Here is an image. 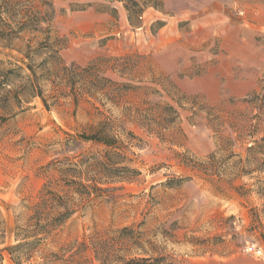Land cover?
I'll use <instances>...</instances> for the list:
<instances>
[{"label": "rangeland", "instance_id": "374dc122", "mask_svg": "<svg viewBox=\"0 0 264 264\" xmlns=\"http://www.w3.org/2000/svg\"><path fill=\"white\" fill-rule=\"evenodd\" d=\"M19 1L0 25V264H264V0H136L132 18ZM51 181L72 215L33 237Z\"/></svg>", "mask_w": 264, "mask_h": 264}, {"label": "trees", "instance_id": "16d2710c", "mask_svg": "<svg viewBox=\"0 0 264 264\" xmlns=\"http://www.w3.org/2000/svg\"><path fill=\"white\" fill-rule=\"evenodd\" d=\"M125 3V8L131 13L129 18H132V15L141 17V13L144 11L145 5L153 3L155 5L156 0H149L147 2H140L136 0H121ZM47 3V2H46ZM24 3L19 0H0V25L2 23V14L5 10L9 9H19ZM48 4V3H47ZM28 12V11H27ZM32 15V14H30ZM28 16V15H25ZM31 20L38 21L36 15L31 16ZM261 94H252L249 98H246L245 101L248 103H254V101L260 99ZM253 136V135H252ZM86 141H96L107 146H112V138L103 136L96 132L92 136H82ZM258 143V140H255ZM76 172L70 168L63 169L61 171V181H64L67 186L77 185L76 180H72L69 173ZM54 182H49L43 189L41 193L40 202L36 205L34 209V214L31 217V222L29 226L33 229V237H38L39 235H50L53 230L59 227L66 219L72 215V209L70 207V201L66 198L58 196L54 192L55 185ZM77 186L83 187V185L78 184ZM42 218H45L44 220ZM42 221L44 223H42ZM32 237V236H31ZM164 258H142L126 261L125 264H163ZM167 263V262H166ZM168 264V263H167Z\"/></svg>", "mask_w": 264, "mask_h": 264}, {"label": "built area", "instance_id": "2783aa9c", "mask_svg": "<svg viewBox=\"0 0 264 264\" xmlns=\"http://www.w3.org/2000/svg\"><path fill=\"white\" fill-rule=\"evenodd\" d=\"M249 250L254 252L255 254H260L261 253V250H257L255 247H250Z\"/></svg>", "mask_w": 264, "mask_h": 264}, {"label": "crops", "instance_id": "0c3cea01", "mask_svg": "<svg viewBox=\"0 0 264 264\" xmlns=\"http://www.w3.org/2000/svg\"><path fill=\"white\" fill-rule=\"evenodd\" d=\"M87 14H88V12H87ZM89 16L91 15V17H92V15L93 14H90V12H89V14H88ZM93 16H95V15H93ZM96 18H98L99 19V16H97ZM100 20V19H99Z\"/></svg>", "mask_w": 264, "mask_h": 264}]
</instances>
